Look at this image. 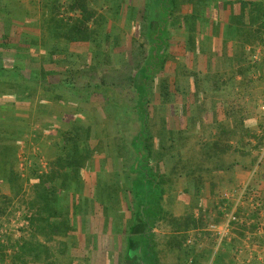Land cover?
Segmentation results:
<instances>
[{
    "label": "rangeland",
    "instance_id": "374dc122",
    "mask_svg": "<svg viewBox=\"0 0 264 264\" xmlns=\"http://www.w3.org/2000/svg\"><path fill=\"white\" fill-rule=\"evenodd\" d=\"M153 8L149 13L148 0H0L1 59L10 69L5 82L0 76V113L12 112L20 126L16 140L8 139L17 177L0 178V194L8 197L0 199V264H140L146 224L129 188L137 177L133 136L141 130L135 117L142 90L135 85L152 43L147 19L161 15ZM240 12L238 0L180 1L172 11L167 61L147 107L148 168L161 196L151 241L156 264H264V144L223 153L226 164L238 162L229 169L216 168V156L194 166L215 140V120L264 127V34L243 35L259 19L245 7L242 24ZM77 19L86 33L71 41L65 32ZM56 29L63 34L55 37ZM31 58V68L40 63L47 71L45 88L15 89L13 76ZM240 95L252 116L226 118L224 104L236 105ZM34 163L48 178L53 169L67 177L64 186L55 180L56 216L43 217L42 226L53 224L56 234L29 229L24 201L33 198ZM132 185L143 194V184ZM24 242L39 249L22 254Z\"/></svg>",
    "mask_w": 264,
    "mask_h": 264
},
{
    "label": "trees",
    "instance_id": "16d2710c",
    "mask_svg": "<svg viewBox=\"0 0 264 264\" xmlns=\"http://www.w3.org/2000/svg\"><path fill=\"white\" fill-rule=\"evenodd\" d=\"M180 1L186 2L188 0H154V6L150 3V0H148V12L150 13L151 7H155L153 9H156L157 12L161 15L159 17H155V19L152 17L153 20L149 19L148 21L147 19V22L149 24L148 34L151 37L152 43L149 48L148 56L145 59L144 64L141 66V71L139 72L138 76L139 78L136 80L137 85H135V88L141 87L140 89L142 90L140 91L141 93L139 97V102L136 107L137 116L135 117H141V121L139 123V125L141 126V130L139 133L135 132L133 136L135 138L136 144L134 149L136 156L133 170L135 169V171L137 172V177L135 181L131 179L132 183L131 187L129 188V191L132 194V197L133 195L135 196L134 192L138 193L136 197H133L135 200V206L137 205L135 214L137 215L139 221H142L143 224H146V229H143V232H141V236L143 237V240H145H142V242L145 244V254L142 259L138 260L140 264H146L145 259L149 260L151 264L157 263L156 254L153 250L151 241L153 236V220L158 215V202L161 198L159 192L160 187L148 168V165L150 163L149 159L152 154L151 137L153 135L147 125V107L150 100L151 83L153 82L155 76L164 70L165 62L167 61L168 54L166 52L167 48L165 47L166 37L164 36L166 35L165 33H168V24L172 11ZM205 1L208 2V0ZM238 2H240L241 6V12L238 15L240 23L244 22L241 20L244 19L243 17L245 15V7H248V15L250 14V16L252 17L250 18L251 20L257 21V19H259V26L255 27V29L251 27L247 28L243 35L249 37L250 39L251 37L262 38L264 31L260 29V26L264 28V0H260L259 2L255 0H238ZM77 3L78 2L76 1L75 6H77ZM79 9L82 13L83 18H85L87 9L85 8V5L82 2L80 3ZM247 18L249 19V16H247ZM156 20L157 23L155 26L154 22H156ZM153 23L154 25H152ZM82 24V19H77L76 22L73 23V25L70 27V29L65 32V36L71 41H77L80 38L84 37L86 32L80 28V25ZM252 24L254 23L252 22ZM227 31L230 32L235 30L231 27H228ZM242 31L243 28L237 29V33L239 32V34ZM60 34L62 35L63 33L59 32L58 29H56V31L53 33L55 37ZM240 48V50H243L244 45L241 44ZM51 49L50 52L55 50L54 48ZM2 52L3 51L0 48V76L2 75L1 81L3 83L5 82L3 76H6V72H8L9 75L10 69L5 67V65L3 64V60L1 59V55L3 54ZM30 62H35V60L31 58L28 62L29 64H26V66H24V69L20 73L14 72L16 73V75L13 76L12 80H14V82L16 81L15 86L13 85L15 89H18V85H20V83L24 85L21 87H24L25 89H31L32 92L36 91L37 88H45L44 81L47 77L46 69L40 63L38 64V67L31 68ZM52 74L56 75L57 73L53 72ZM17 81L19 82V84ZM163 87H165V82L162 84V88ZM54 88H57V85H55ZM94 88L97 87L95 86ZM162 91V95H164V93L166 92L164 91V89H162ZM163 97L165 98V95ZM242 99L243 97L240 95V97L237 99L238 103L231 107H228V105L224 104V115L226 118L239 117L240 119L244 120L252 116L253 110H251L250 108H241L244 105V103L241 102ZM213 119L215 120L216 118ZM217 121L215 120V123L217 125L216 129H218L215 130V140L213 142H210L208 146L203 148V155L200 156L199 160L194 163V166L198 170L203 168L205 161L204 159L210 162V159L213 160L211 157L214 156L218 158V162H216L215 165L216 168L229 169L232 166L236 165L238 162L232 161L229 164H226V162L222 158L223 153L225 155L231 149L238 151V153H244L248 151L247 146H251V148L256 149L260 145L264 144V127L260 124L258 125V127L260 128V132H256L248 127H244L241 129L228 128L226 126V123H224L225 121L223 123H219V120ZM18 127L20 128V126L15 121V116L12 112L4 111L0 113V178L7 177L9 181L11 180V182H13V177H17V175L15 174L17 162L12 145L14 143H11L10 140L8 141V139H13V141L16 140ZM248 138H252L254 140H250ZM229 141H235L236 143L233 144V146L229 143ZM73 149L74 150L72 155H77L75 146ZM68 155L71 157L70 152H68ZM56 164L61 165V161L59 160V163L56 161ZM30 172L33 177H36L37 181L34 182L31 186L33 198H31V200L29 201H24L26 208L30 209L31 211L29 229H31V232H33V230H35V228L37 227L36 231L43 232L44 234H56L58 232V229L53 224L49 223L46 225V227L42 226L44 224L43 217L45 215L44 213H46L47 211H49L50 213L49 217L56 216L57 205L55 204V199L60 189L55 185V180L57 178L60 179L62 186H64L67 177L64 176V173H61L57 169H53L48 178L47 176H45L46 174H44V172H39L38 167H36V163H34ZM195 172V170L192 172V176H195L197 179L201 178V176L196 175ZM45 177H47L51 182L54 183H52V185H49L48 180H46ZM132 184H137V188L139 184H143L145 186L143 194H141L140 188L136 189V187H133L134 185ZM20 190L21 186H17V194L20 193ZM17 194L16 196H19ZM0 199H2V204H5V202H7L8 200V197L7 195L0 194ZM139 246L140 244L138 242H133L131 245V250L136 247V254H139ZM38 247L39 246L34 247L30 243L28 244L27 242H24L22 245V248H24L22 254L25 252V250L35 251L36 249H39Z\"/></svg>",
    "mask_w": 264,
    "mask_h": 264
},
{
    "label": "crops",
    "instance_id": "0c3cea01",
    "mask_svg": "<svg viewBox=\"0 0 264 264\" xmlns=\"http://www.w3.org/2000/svg\"><path fill=\"white\" fill-rule=\"evenodd\" d=\"M6 15V14H5ZM10 15H13V14H10ZM7 16V15H6ZM234 260V259H233ZM207 264H213L211 261L210 262H208ZM218 264V263H217ZM233 264H234V262H233Z\"/></svg>",
    "mask_w": 264,
    "mask_h": 264
}]
</instances>
